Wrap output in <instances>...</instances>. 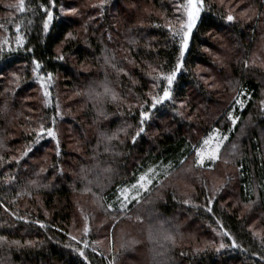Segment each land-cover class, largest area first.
Returning <instances> with one entry per match:
<instances>
[{
    "label": "trees",
    "instance_id": "16d2710c",
    "mask_svg": "<svg viewBox=\"0 0 264 264\" xmlns=\"http://www.w3.org/2000/svg\"><path fill=\"white\" fill-rule=\"evenodd\" d=\"M23 2L20 11L21 0H0V264H128L146 244L148 264H264V50L254 56L264 37V0H244L252 12L243 17L239 9L204 0L172 99L155 109L151 97L167 86L159 74L172 71L179 56L170 27H180L178 8L186 0H94L84 8L77 0ZM127 3L153 7L137 15ZM219 35L231 42L227 54H216ZM35 61L55 82L48 105ZM199 67L219 76L220 98ZM57 85L76 91L70 107ZM105 86L115 99L95 95ZM241 91L247 94L243 107L235 104ZM187 106L193 108L188 116ZM233 109L235 125L227 118ZM143 111L151 116L141 124ZM53 119L59 143L46 133L37 139ZM67 127L78 140L73 150L67 149ZM213 127L230 135L219 186L207 175L217 164L203 168L194 158V147ZM149 169H156L155 184L139 202L123 212L107 208L118 209L120 189ZM258 219L262 231L253 228ZM126 223L137 234L118 244L116 232ZM191 233L197 245L184 244ZM73 234L89 242L87 260Z\"/></svg>",
    "mask_w": 264,
    "mask_h": 264
},
{
    "label": "snow or ice",
    "instance_id": "6c2138e0",
    "mask_svg": "<svg viewBox=\"0 0 264 264\" xmlns=\"http://www.w3.org/2000/svg\"><path fill=\"white\" fill-rule=\"evenodd\" d=\"M203 4H204V0H186L185 3H182L179 5L178 10L182 11V15H183L184 19L180 23L179 28L171 29V27H170V31H171L173 38L174 39L176 37L179 38V40H178L179 56H178V59L176 61L175 68L172 71H170L168 73L161 72L159 74L158 78L162 79L163 81H166L167 86L162 88V95H156V96L151 97V105L150 106L153 109H155L158 104H162L165 101L172 99L171 89L173 87L174 82L177 79V76H178L180 70L184 67L183 57L188 50L189 41L191 38L192 31L196 27V24L200 19ZM19 8H20V11H24L23 0H21ZM44 11L46 13H48V16H47L48 21H51L53 19V15L49 12V10L47 8H45ZM227 19H228V21H232L234 19V17L229 15L227 17ZM44 27L47 28L48 24H45ZM16 31L17 32L20 31L19 26H17ZM21 43H23V37L18 38V41H17L18 46ZM106 62H108L107 57H106ZM41 68H42L41 63L39 61H35V68L33 69V72L35 73L37 79L40 81L42 87L45 89V92H44L45 96L50 98L51 92H49L48 89H49V86L52 82V74L47 73L46 75H42L41 74ZM155 86L156 85L154 84V87ZM95 95L97 97L111 95L112 99H115V94L107 86H105L103 93H95ZM246 97H247V94L245 92L241 91L235 100V104H238L241 107H243L245 105ZM234 111H235V109H233L232 111H230L227 114V118L232 122L233 125H235L239 119V117L234 114ZM141 116L143 117V119L141 120L140 123L143 124L145 121L150 119L151 113L148 111H143V112H141ZM54 124H55V119H53V126L48 127L47 129H45L42 125L40 128L39 134L37 136V139H40V137L46 133L48 136L56 139L57 144H58L59 141L57 139V132H56V129L54 127ZM143 131H144V128L141 127L139 129V131L136 133V135L139 136L140 133ZM114 138H115V136L108 137L107 139L111 140ZM227 139H228V137L226 135L222 134L220 132L219 128L213 129L211 135H208L202 141L203 146H200V147H197L196 149H194L195 155L197 157V164L202 166L205 164L206 160L207 161L218 160L220 158L221 149L223 148L224 143ZM231 148H232L233 153H235L237 146L235 144H233V145H231ZM149 173L151 175L146 173L145 175L140 176L139 180L132 187V189H129V188H121L120 189V191L118 193L119 199L117 201V203L119 205L118 209L113 208L112 204H108L107 208L112 210V211L123 212L127 209L128 204L131 203L133 200L139 202L141 191L142 190L143 191L148 190L149 185L151 183V177L153 175H156V169H149ZM167 175H168V172L165 171L164 176L166 177ZM89 183H91V182H89ZM87 190L91 191L90 188ZM207 210L209 212L212 211V209L210 207ZM138 219H140V218L138 217ZM41 227H44V225H41ZM89 230L90 229L86 228L85 232L87 233V231H89ZM257 235H259V233H257ZM4 239H5L4 237H0V240H4ZM71 239L73 241H75L77 244L83 245V248L78 247V248H76V251L78 252V254L81 257H84V259L87 260V256L85 255V252L83 250V249L88 248V246H89L87 241L86 240H78V238L75 236H72ZM165 239L172 240L173 237L170 235H166ZM231 243H232L233 247L238 246L234 239L232 240ZM221 247H224V245L221 244Z\"/></svg>",
    "mask_w": 264,
    "mask_h": 264
},
{
    "label": "rangeland",
    "instance_id": "374dc122",
    "mask_svg": "<svg viewBox=\"0 0 264 264\" xmlns=\"http://www.w3.org/2000/svg\"><path fill=\"white\" fill-rule=\"evenodd\" d=\"M243 1L244 0H218L219 3H225L226 5L228 6H231L235 9H239L240 10V15L243 17L245 15H247L249 12H252L251 9L248 7H243ZM78 3H81L82 5V8H84L88 3L90 2H94V0H85V1H82V0H77ZM128 7L133 9L135 11V14L137 15H140V14H143L145 12H148L152 7H153V4L152 3H149V4H146V3H141V4H132V3H127ZM65 13V12H63ZM68 13H72V12H68ZM194 30V29H193ZM193 32V31H192ZM215 45L216 47L218 48L219 52H216L217 53H220L222 55L223 54H227V52H229V50L231 49V42L228 41V38L226 37V35H219L217 36L215 39ZM262 50H264V37L262 38L261 42L257 45V47L255 48V51H254V56H256V52H261ZM87 65H84L82 66L83 68H85ZM87 68V67H86ZM199 72L203 75L204 79H205V83L207 85H210L213 89L216 90V98H220V95L222 94L223 92V85L221 83H219V76H217V74L215 73L214 70L210 69V68H204V67H199L198 68ZM37 79V78H36ZM38 80V79H37ZM39 81V80H38ZM40 82V81H39ZM39 85V89L43 91V99L45 100V102L47 103V105L51 102V97H52V100H53V92L51 91L52 87L55 85V82L54 80H52L50 86H49V89L48 91L51 92V97H46L44 92H45V89L42 87L41 83L38 84ZM57 90L62 92L60 94V92H57L59 97L62 98V102L64 105H67L68 107L69 104L77 97V94H76V91L74 89H67L65 87H63L62 85H57ZM42 94V93H41ZM61 95V96H60ZM75 106V105H74ZM78 106L80 105H76V108H78ZM213 110H214V107H212ZM20 110L22 112H27L26 110H28V108H21L20 107ZM78 112L81 111L80 108L76 109ZM193 108H190V107H185V114L188 116L191 114ZM197 110L196 112L192 115L193 119H195V117L197 116ZM28 113V112H27ZM18 127H15L14 125L11 126V130L14 131V130H17ZM217 127H213L211 130H209L205 135H203L200 139H199V142L198 144L194 147V149H196L197 147H200V146H203L202 145V141L208 136V135H211L212 133V130L215 129ZM67 129L69 130L67 132V149L69 150H73L77 144H78V140H77V137H76V134H75V130L72 129L71 127H67ZM57 132V131H56ZM222 134H224L222 131H220ZM228 137H230L229 134H224ZM47 137H50L46 134ZM57 137H58V132H57ZM52 138V137H50ZM54 139V138H52ZM227 139V140H228ZM56 140V139H54ZM227 140L225 141L224 143V146L223 148L225 147V144L227 142ZM223 148L221 149V153H220V158L216 161H205V164L204 165H199L200 167H203V168H209V167H212L213 165L217 164L218 166V171H210V170H207V175L208 177L210 178L211 180V183L213 185H221L224 181H225V178L224 177H221L220 174H221V170L219 169L220 167H222L221 165H223V162H222V151H223ZM194 158H195V162L197 164V157L195 155V152H194ZM41 161V159H40ZM36 162H39L38 160ZM198 165V164H197ZM230 169V168H228ZM148 174H150L148 172ZM142 175H145V174H142ZM141 175V176H142ZM151 175V174H150ZM155 179L156 177L153 175L151 177V183L149 185V188L147 191H141V194L142 193H147L149 192L154 184H155ZM139 180V178L136 180V182L133 184V186L137 183V181ZM187 182L184 181V180H179L178 181V184H181V188L183 190H185L186 188L188 189L187 187ZM133 186H130V187H125V188H129V189H132ZM140 194V195H141ZM227 194H230V191H228ZM77 196V199L80 201V202H84V199L83 197H81L79 194H76ZM234 198V197H233ZM231 198V200H233L235 202V198L233 199ZM140 199V198H139ZM230 200V199H229ZM135 201V200H133ZM132 201V202H133ZM140 201V200H139ZM129 203L128 206L130 204ZM91 203V202H90ZM86 204V203H85ZM87 205H90L89 203H87ZM91 205H94L93 203H91ZM127 206V207H128ZM241 211L242 213L245 212V206L241 207ZM77 224V223H76ZM167 226L171 225L169 222L166 223ZM76 226V225H75ZM166 226V227H167ZM85 228L87 229H90V225L89 224H85L84 225ZM253 228L254 229H257L258 231H262L263 229V224H262V221L260 219L256 220L253 224ZM90 231V230H89ZM89 231H87V233H89ZM75 233V232H74ZM127 233H133V234H137V231L135 229V227L131 224V223H126V224H123L121 227L118 228L117 232H116V240H117V243L119 244L120 240L123 239V237L127 234ZM74 236H76V234H73ZM186 241L184 242L185 245H187V241H191V244L193 245H197L198 242L196 241V237L194 234H190L189 237H186L185 238ZM149 241V240H148ZM99 242L101 244L104 243V240L102 238H100ZM89 244V242H87ZM99 243V244H100ZM147 243V242H146ZM109 245H111L112 247V243L111 241H109ZM112 249V248H111ZM146 259L145 262L142 261V260ZM151 260V256H150V253H149V248L147 246V244L145 245L144 247V250H142L141 252H138L136 253V255L133 256L132 260H129L128 261V264H148V262H150ZM144 262V263H143Z\"/></svg>",
    "mask_w": 264,
    "mask_h": 264
}]
</instances>
